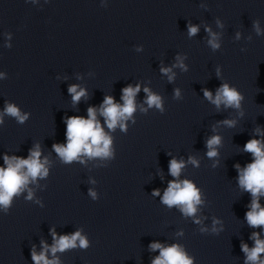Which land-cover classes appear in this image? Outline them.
<instances>
[{"label":"clouds","instance_id":"1","mask_svg":"<svg viewBox=\"0 0 264 264\" xmlns=\"http://www.w3.org/2000/svg\"><path fill=\"white\" fill-rule=\"evenodd\" d=\"M27 2V0H25ZM218 28L223 29L224 23L220 19L216 20ZM253 30L257 36L264 35V30H261L259 20L252 22ZM200 30L199 25L188 23L187 32L189 37L197 35ZM205 32L208 34L207 45L216 52L221 48V34L213 32L210 26L205 25ZM240 38V33H236V39ZM246 51V49H241ZM180 55L176 56V63L172 67H161L160 71L166 75L169 82L175 79L173 67H179L183 71L188 68L184 64V59ZM216 76L221 79V66L216 67ZM3 73H0V77ZM78 85H71L68 92L71 95L72 103L77 104L82 97L87 96V91L83 88L78 90ZM141 91V85L137 83L135 86L128 84L121 89L122 104L115 102V97L106 95L102 104L99 107V114L104 117L107 129L114 131L117 127L122 132L127 134V122L136 123L133 114L137 110L136 96ZM146 93L145 103L149 108L155 107L159 113L164 114L162 97L153 93L148 87H144ZM203 97L215 106L216 110L221 109V105L225 109H235L242 117V101L245 99L243 93L227 80L221 79L219 87L215 90V95L208 88H203ZM181 92L179 88L174 89V99H180ZM142 112H147V109L140 106ZM15 118L18 124H24L28 120L30 113H22L20 108L15 104L5 100V106L0 112V125L4 124V116ZM218 124L227 126L228 128L235 127L237 121L234 119H224L217 121ZM65 139L66 143H54L52 149L60 158L61 162L66 165L77 161L81 164L85 163L82 157L88 159L99 158L101 160L114 159L115 153L113 149V138L105 132L100 121L97 119V108L90 106L87 109V118L82 116H67L64 120ZM255 134L261 139L252 138L248 140L243 151L251 153L253 160L245 167L241 168L239 164L235 165L237 170L238 187L243 191L249 192L252 196L249 210L245 213L244 219L247 225L251 228H259L264 232V207L259 203V197L264 195V129L257 127ZM222 137L220 135H212L206 140V156L209 159H214L219 156L218 147L221 146ZM42 152L39 143L33 145L29 149L27 158L17 155H9L7 152L3 154L4 166L0 167V210H3L5 215L9 214L13 207L14 197H19L24 191H27L26 201H31L34 196V191L30 184H36L38 178L44 179L49 176L50 161L47 157L41 159ZM219 163L216 160L213 167ZM192 165L198 168L199 161L194 156H189L185 161L183 158L179 160L172 157L168 163V172L172 180L168 181L167 188L161 197V203L169 209L176 207L185 218H192L196 224H201L202 220L197 216L200 206L205 203L206 195L201 188L197 187L194 180L189 178L181 179L182 171L187 165ZM94 183V181H93ZM89 196L93 200L97 199V193L89 189ZM153 196H160V189H155ZM203 197V198H202ZM39 203V201H37ZM41 207L44 205L41 203ZM220 225V227H217ZM223 230L222 221L218 218H213V224L209 230L206 227H201V233H210L219 235ZM261 232H253L249 239L253 241V246L249 248L247 243L241 242L240 248L244 253V264H264L262 254H264V238H261ZM53 244L48 245L41 240L42 250L37 253L35 245L32 246L31 260L33 264H62L59 257H56L57 252H65L76 248L88 249L90 242L85 235H82V229H77L74 233L58 235L55 228L50 229ZM183 235V232L177 233ZM151 251L159 250V255L152 259L151 264H194L195 257L189 256L183 245L171 244L165 246L160 242H152L149 245ZM52 254L53 259L48 258V253Z\"/></svg>","mask_w":264,"mask_h":264}]
</instances>
